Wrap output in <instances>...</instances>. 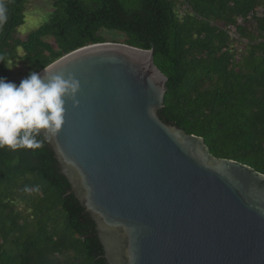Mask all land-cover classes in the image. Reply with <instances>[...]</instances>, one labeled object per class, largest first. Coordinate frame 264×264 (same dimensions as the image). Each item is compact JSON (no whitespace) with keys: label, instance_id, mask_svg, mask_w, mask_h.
Here are the masks:
<instances>
[{"label":"trees","instance_id":"trees-1","mask_svg":"<svg viewBox=\"0 0 264 264\" xmlns=\"http://www.w3.org/2000/svg\"><path fill=\"white\" fill-rule=\"evenodd\" d=\"M29 1L0 0V40L11 17L0 43L6 62L37 72L107 41L101 29L118 30L119 42L153 48L167 78L163 122L264 173V0H50L47 21L20 37ZM0 77L11 81L4 63ZM69 188L47 142L0 148V264H107L94 221Z\"/></svg>","mask_w":264,"mask_h":264},{"label":"water","instance_id":"water-1","mask_svg":"<svg viewBox=\"0 0 264 264\" xmlns=\"http://www.w3.org/2000/svg\"><path fill=\"white\" fill-rule=\"evenodd\" d=\"M57 69L81 90L47 144L107 264H264V173L159 118L153 48L92 43L37 72Z\"/></svg>","mask_w":264,"mask_h":264},{"label":"clouds","instance_id":"clouds-1","mask_svg":"<svg viewBox=\"0 0 264 264\" xmlns=\"http://www.w3.org/2000/svg\"><path fill=\"white\" fill-rule=\"evenodd\" d=\"M0 5V24L6 22ZM0 63L10 65L0 54ZM80 81L71 72H31L17 85L0 77V148L40 149L65 124L66 101L76 103ZM43 137L44 139H38Z\"/></svg>","mask_w":264,"mask_h":264},{"label":"rangeland","instance_id":"rangeland-1","mask_svg":"<svg viewBox=\"0 0 264 264\" xmlns=\"http://www.w3.org/2000/svg\"><path fill=\"white\" fill-rule=\"evenodd\" d=\"M52 9L53 6L50 0H30L25 9L24 22L17 29V35L24 37L25 34L35 30L41 24L45 23L49 18ZM100 33L107 41L113 40L119 42L124 38V34L115 29L103 28L100 30ZM47 40L52 39L48 37ZM9 64H18V67L8 70L11 82L16 83L17 85H19L20 81L31 73L30 70L25 69V65H23L20 61L15 60Z\"/></svg>","mask_w":264,"mask_h":264}]
</instances>
